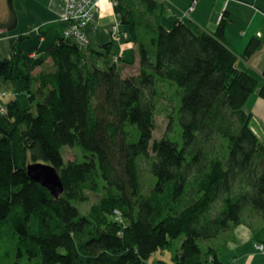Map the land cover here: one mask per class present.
<instances>
[{"label":"trees","instance_id":"obj_1","mask_svg":"<svg viewBox=\"0 0 264 264\" xmlns=\"http://www.w3.org/2000/svg\"><path fill=\"white\" fill-rule=\"evenodd\" d=\"M113 1L138 52L136 75L114 58L89 60V45L70 38L47 51L51 66L37 77L23 37L0 60V80L21 81L30 102L4 103L0 91V240L13 237L23 260L14 264H152L179 238L172 264H225L220 235L242 225L264 249V144L245 109L253 93L264 98V85L237 69L225 20L198 34L181 21L166 26L159 0ZM8 3L0 30L16 27ZM261 45L251 40L243 58ZM65 147L83 160L65 161ZM41 162L61 178L58 200L27 175Z\"/></svg>","mask_w":264,"mask_h":264},{"label":"crops","instance_id":"obj_2","mask_svg":"<svg viewBox=\"0 0 264 264\" xmlns=\"http://www.w3.org/2000/svg\"><path fill=\"white\" fill-rule=\"evenodd\" d=\"M164 4L163 23L170 27L181 21L190 25L198 34L215 32L224 22L225 43L237 57L236 67L248 71L258 81V89L264 85V0H159ZM16 15L13 30H0V60L9 58L14 44L19 41L31 74H38L51 66L46 53L64 38L67 0H12ZM113 0H99L90 23L84 29L89 43V60L102 63L118 57L123 75H136L139 71L138 52L129 40V30L121 26L113 6ZM10 17L8 0H0V24ZM253 39L262 45L249 59H244L246 46ZM108 45L109 51L105 49ZM0 91L5 97L20 101L24 108L29 105L21 81H1ZM4 97V98H5ZM252 120L251 129L264 144V98L259 91L253 93L245 107ZM225 252L221 259L225 264H264V249L252 241L247 226H240L222 234Z\"/></svg>","mask_w":264,"mask_h":264},{"label":"rangeland","instance_id":"obj_3","mask_svg":"<svg viewBox=\"0 0 264 264\" xmlns=\"http://www.w3.org/2000/svg\"><path fill=\"white\" fill-rule=\"evenodd\" d=\"M6 95V92L4 93ZM2 97V102H8L9 100H11L10 98H3V93L1 94ZM156 121H157V129L154 132L153 135V139H161V137L166 133V126H167V119L162 116H156ZM63 150V154H64V159L65 161H74L75 159H79V161L83 160V154H81V151L79 150V148L77 147H65ZM142 166V173H144L146 178H149V173L147 172V162H142L141 164ZM97 201L96 197L91 196L90 201L87 204L81 205L80 209L82 210V212L85 214L87 213V211L89 210V206L92 205L94 202ZM224 234V233H222ZM220 240H219V244H222V240L223 237L222 235H220ZM14 239L11 236H5V238H2L0 240V264H14L17 261H20L21 263H23V260L18 258L16 256V245L14 243ZM182 242V238L176 239V241L174 242V247L173 250H166V251H161L158 250L155 252L154 255H152V257L149 259V263H155L156 260H163L169 264L173 263L172 260V256L175 254V252L177 251V248H179L180 244Z\"/></svg>","mask_w":264,"mask_h":264},{"label":"built area","instance_id":"obj_4","mask_svg":"<svg viewBox=\"0 0 264 264\" xmlns=\"http://www.w3.org/2000/svg\"><path fill=\"white\" fill-rule=\"evenodd\" d=\"M98 3L99 0H67L66 12L62 18L63 22L66 23L63 31L65 39L70 38L82 49L87 48L89 43L84 29L90 23ZM112 4L115 6L116 2L113 1ZM117 61L118 57H115L114 62ZM3 96H5L4 93ZM0 112H3V110H0ZM258 248L263 250L262 246H258Z\"/></svg>","mask_w":264,"mask_h":264},{"label":"water","instance_id":"obj_5","mask_svg":"<svg viewBox=\"0 0 264 264\" xmlns=\"http://www.w3.org/2000/svg\"><path fill=\"white\" fill-rule=\"evenodd\" d=\"M27 175L35 183L46 188L56 200L64 193L61 178L54 166L42 162L30 163L27 165Z\"/></svg>","mask_w":264,"mask_h":264}]
</instances>
